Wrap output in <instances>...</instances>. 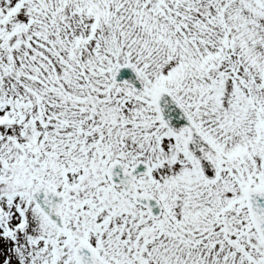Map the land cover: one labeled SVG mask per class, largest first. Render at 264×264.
<instances>
[{"label": "snow or ice", "instance_id": "snow-or-ice-1", "mask_svg": "<svg viewBox=\"0 0 264 264\" xmlns=\"http://www.w3.org/2000/svg\"><path fill=\"white\" fill-rule=\"evenodd\" d=\"M0 264H264V0H0Z\"/></svg>", "mask_w": 264, "mask_h": 264}]
</instances>
